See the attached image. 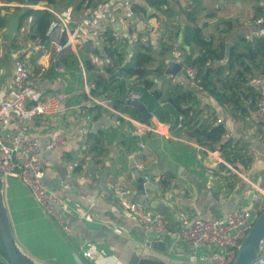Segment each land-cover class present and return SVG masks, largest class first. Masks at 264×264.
<instances>
[{
  "label": "crops",
  "instance_id": "crops-1",
  "mask_svg": "<svg viewBox=\"0 0 264 264\" xmlns=\"http://www.w3.org/2000/svg\"><path fill=\"white\" fill-rule=\"evenodd\" d=\"M163 1L159 7L162 11H156L145 0H135L148 9L147 14L112 8L103 32L109 30L116 39V46L124 50L123 64L143 44L151 45L153 52L157 51L160 57V66L165 69L162 76L153 78L157 87L164 90L180 80L187 87L196 89L182 72L176 76L166 74L169 61H184L186 52L181 50L184 41L179 25L188 23L186 12L190 11L191 4H200L197 16L208 36L219 37V31L225 27L224 22H232L235 27L232 34L222 36L231 41L239 32L258 31L253 17L256 7L264 2ZM2 5L10 7L0 9V17L5 19V26L0 25V92L7 95L15 65L21 61L33 74L43 73L41 88L46 93L57 95L62 109L55 115H40L32 124L13 116L1 129V135L6 140L21 132L39 136L48 159L45 183L70 203L66 208L58 207L70 227V232L66 233L52 216L43 211L27 186L20 179L10 177L3 188V195L20 248L44 264H121L117 256L126 242L132 240L142 254L156 255L169 264H193L187 260V244L176 239L167 240L165 250L150 247L148 244L156 235L140 227L132 207L149 212L162 209L168 224L175 228L180 210H186L193 217L195 209H198L201 217L210 220L251 204L252 186L219 161V157L223 158L219 151L210 154L196 142L180 135V118L177 119L165 101L154 100L150 96L142 100L151 114L149 123L162 129L169 124L171 137L151 132L127 120L115 125H102L99 130L105 133V152L101 162L98 158L94 160L88 152V133L82 129L92 126L94 131L95 121L101 119L104 112L96 119L102 109L90 110L93 107L86 98L79 60L61 66V71L56 70L52 63L54 45L51 42L48 46L40 45L29 38L30 22L19 27L20 13L15 11V6L23 5L0 0ZM81 12L63 11L76 20L74 26L81 20ZM87 37L90 40L85 46L69 48L79 55L83 63V60L91 58L96 66L104 65L106 60L99 55L102 48L98 40L91 32ZM40 52L42 54L37 56ZM199 97L198 109L203 110V118L214 110L217 116L227 121V128L247 143L252 162L248 167L239 164L237 170L264 186V147L255 138L256 131L263 128L262 124L255 123L251 116L245 121L234 122L214 98L207 94ZM58 135L66 137L67 144L55 151L46 150L47 143ZM131 156L144 165L140 171L147 179L144 190L139 189L136 173L139 170L130 167ZM209 168L214 170L213 174L208 173ZM161 179L167 180L165 186L159 185ZM1 257L0 261L8 264Z\"/></svg>",
  "mask_w": 264,
  "mask_h": 264
},
{
  "label": "built area",
  "instance_id": "built-area-1",
  "mask_svg": "<svg viewBox=\"0 0 264 264\" xmlns=\"http://www.w3.org/2000/svg\"><path fill=\"white\" fill-rule=\"evenodd\" d=\"M134 2L135 0H97L94 6L82 10L81 20L75 26L73 24L76 23V20L73 17L57 11L54 7L28 6L48 9L55 15V19L47 31V36L55 47V53L58 54L69 47L77 49L85 46L90 40L87 37L90 32L98 40L103 51L105 43L101 35L107 22L108 12L117 7L131 10ZM262 6L264 7V2H262ZM263 22L264 14L256 20L255 25L257 30L264 34ZM1 33L2 28L0 26V35ZM76 55L83 73L85 94L91 107H100L104 112L103 115L110 116L111 119L116 117L113 120L117 124L120 122L118 117H121L146 130L171 137L169 124L165 126L166 129H162L159 126L151 125L148 120L133 118L128 113L116 109L111 103L108 92L102 91V88L97 89L95 81L87 76L84 63L79 59V55ZM101 56L104 58L103 52H101ZM180 63L182 64L183 77L194 84L198 76L197 68L184 61ZM56 70L61 71V68L56 67ZM42 75L43 73L33 74L24 62L18 61L13 71L12 85L7 95L0 92V177L4 186L10 177L20 179L30 190L43 211L52 216L64 232L69 233L70 227L65 223L58 207L66 208L70 203L45 185L48 159L39 136L29 132H21L6 140L1 135V129L13 116L32 124L40 115H55L61 111L60 98L55 94L46 93L41 88L44 77ZM143 97L144 92L141 89L129 87L124 96V104L132 109L138 108ZM251 117L255 123L263 126L261 130L256 131L255 138L264 147V85L259 90L257 107L252 112ZM216 123L227 126V121L221 116L216 115ZM82 130L85 133H90L92 126ZM223 138L239 140V137L235 136L228 128ZM66 144V137L58 135L47 143L46 150L55 151ZM201 148L210 154L215 153L207 148ZM219 161L241 175L252 186L251 204L242 205L234 211L210 220L201 217L198 209H195V216L193 217L186 210H180L175 228L168 224L162 209L149 212L139 207H132L140 227L146 232L154 231L157 233L149 242L150 247H154L153 245L157 242L176 239L189 247L187 260L190 263L233 264L238 249L256 220L264 212V186L249 179L225 159L219 157ZM135 168L141 171L144 169V165L142 162H136ZM208 173L213 174L214 170L209 168ZM251 264H264V240L261 242Z\"/></svg>",
  "mask_w": 264,
  "mask_h": 264
},
{
  "label": "trees",
  "instance_id": "trees-1",
  "mask_svg": "<svg viewBox=\"0 0 264 264\" xmlns=\"http://www.w3.org/2000/svg\"><path fill=\"white\" fill-rule=\"evenodd\" d=\"M1 1L7 4L19 3L24 5L15 6V11L20 13L19 27L30 22L29 38L37 41L40 45L48 46L50 40L47 31L55 19V15L48 9L33 8L28 5L54 7L60 12L70 9L77 12L94 6L97 0ZM145 2L156 11H162L159 7L165 1L145 0ZM199 5V3L191 4L190 11L186 12L188 23L179 25L184 41L181 50L186 52L184 62L195 66L198 70L194 84L188 79L191 84L196 86V89L187 87L183 82H180L181 80L173 83L166 90L159 89L153 74L162 76L165 69L162 66L154 70L151 68V63L154 61L151 45L143 44L133 57L126 64H123L125 52L116 46V39L109 30L101 35L105 43L102 52L106 63L99 67L94 64L91 58L83 60L87 76L95 81L97 89L102 88V91L108 92L111 103L116 109L128 113L136 119H143L141 110L129 108L124 104V96L129 87L141 89L144 92V99L146 96H150L154 100L165 101L177 119L180 118L181 120L180 135L208 150L219 151L222 157L236 169H238L239 164L248 167L252 162V156L247 150V143L243 139L234 141L232 138L224 141L223 135L227 131V126L216 123L214 110L211 111L210 116L202 117L203 110L198 109L199 95L207 94L214 98L222 108L226 109L234 122H242L246 118L248 119L257 107L261 80L264 78V34L252 30L244 33L239 32L230 41L222 38V36L232 34L235 27L232 22L225 21V27L219 31V37L208 36L199 23L197 16ZM3 7H10V5H2L0 9ZM256 9V14L253 17L254 22L264 14V7L261 4ZM132 10L148 13V9L137 2L132 5ZM163 11L167 12L168 10ZM0 25L5 26L4 18L0 17ZM230 42L232 45L228 48ZM187 51L191 53L188 54ZM41 54L42 52L37 56ZM74 60H78L76 53L71 48H66L61 53H55L52 63L55 67L62 68L61 66L67 65L69 62L72 63ZM113 92L116 94L111 95ZM95 108L100 109V107L95 106L90 110ZM102 113L103 111L100 110L96 119ZM118 119L120 122L124 120L121 117ZM87 138L89 154L94 160L98 158V161L101 162V156L105 152V133L101 130H92L88 133ZM158 183L160 186H165L167 180L161 179ZM0 256H2L1 252ZM0 264L3 263L0 261Z\"/></svg>",
  "mask_w": 264,
  "mask_h": 264
},
{
  "label": "water",
  "instance_id": "water-1",
  "mask_svg": "<svg viewBox=\"0 0 264 264\" xmlns=\"http://www.w3.org/2000/svg\"><path fill=\"white\" fill-rule=\"evenodd\" d=\"M264 27V22H263ZM228 43V48L231 46ZM182 72V64L180 62L169 61L166 74L176 76ZM143 113V119L149 120L151 117L150 112L146 106L141 102L138 107ZM117 124L110 117L103 115V117L95 121L93 125L94 131L100 129L102 125L109 126ZM135 157H130V167L135 168ZM139 189L144 190L146 188V177H144L140 171H137ZM4 184L0 177V252L2 257L8 262V264H44L36 259L28 256L18 245L16 238L13 234L10 220L8 217V211L3 195ZM264 240V212L259 216L250 230L248 236L243 241L241 247L238 249L233 264H251L255 259L257 251L261 242ZM149 245V244H148ZM155 248L162 250L166 249L165 242H157L153 245ZM121 264H169L162 258L153 254H142L137 248L134 241L129 240L126 242V246L123 251L117 256Z\"/></svg>",
  "mask_w": 264,
  "mask_h": 264
},
{
  "label": "rangeland",
  "instance_id": "rangeland-1",
  "mask_svg": "<svg viewBox=\"0 0 264 264\" xmlns=\"http://www.w3.org/2000/svg\"><path fill=\"white\" fill-rule=\"evenodd\" d=\"M153 56H154V61L151 63V68L154 70L155 68L160 66V57L157 55V51L153 52ZM153 76L156 77L155 74H153ZM45 185L49 189L48 184L45 183ZM150 234L156 235V232L150 231ZM1 259H3L6 263H8L3 257H1Z\"/></svg>",
  "mask_w": 264,
  "mask_h": 264
}]
</instances>
